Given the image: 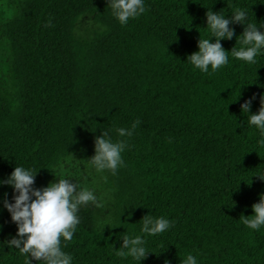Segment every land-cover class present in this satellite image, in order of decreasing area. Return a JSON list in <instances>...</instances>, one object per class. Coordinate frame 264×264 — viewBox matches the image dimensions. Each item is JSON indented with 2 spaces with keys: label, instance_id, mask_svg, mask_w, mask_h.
Wrapping results in <instances>:
<instances>
[{
  "label": "trees",
  "instance_id": "16d2710c",
  "mask_svg": "<svg viewBox=\"0 0 264 264\" xmlns=\"http://www.w3.org/2000/svg\"><path fill=\"white\" fill-rule=\"evenodd\" d=\"M144 6L121 26L106 0H0V179L17 165L31 167L35 188L67 178L103 200L81 207L72 239L61 238L72 264H137L116 252L121 236L139 234L146 214L171 227L144 237L150 252L139 264H180L187 254L198 264H264V227L241 223L264 193L254 175L264 168V145L240 112L253 94L249 113L260 107L264 54L245 64L228 52L212 74L185 60L207 34L208 9L230 16L242 7L261 31L264 0ZM230 27L233 38L220 41L225 51L239 47L243 31ZM134 121L131 137L117 136L115 128ZM101 132L127 142L115 175L85 171ZM5 192L11 203L8 185L0 200ZM15 234L0 203V264H24L2 243Z\"/></svg>",
  "mask_w": 264,
  "mask_h": 264
},
{
  "label": "clouds",
  "instance_id": "9594fccd",
  "mask_svg": "<svg viewBox=\"0 0 264 264\" xmlns=\"http://www.w3.org/2000/svg\"><path fill=\"white\" fill-rule=\"evenodd\" d=\"M106 5L121 26L145 11L144 0H106ZM230 13V16H225L209 9L206 11L207 34L205 38L199 36L198 50L185 58L192 68L212 74L227 64L228 52L245 64H255L257 57L264 54V30H257L258 22L249 20L247 10L242 7L233 8ZM232 24L243 26V31L235 37V45L239 47L233 46L230 51H225L220 41L233 38ZM259 28L264 29V22H259ZM252 99H255V94L240 104V112L247 114L248 126L258 131L256 143L264 145V95H261L260 107L254 114L249 113ZM136 125L134 121L129 128L117 127L115 132L118 137H131ZM126 144L125 140L113 142L108 132H101L94 137V154L85 162V171H106L115 175L118 167H123L121 153ZM37 170L17 165L4 179H0V186L8 185L12 189V202L9 203L5 192L0 203L16 225L15 236L2 243L18 250L25 258L24 264H31L32 261L35 264H72L71 254L62 250L61 238L64 242L72 239L80 223L78 211L81 207L90 203L99 208L103 200L98 199L93 189H78L77 184L67 178L35 188L33 184ZM254 175L264 182V168H258ZM258 196V202L251 205L250 218L241 217V223L251 230L264 227V193ZM141 220L139 234L121 236V250L116 252L117 256H124L126 250L127 256L137 264L150 252L145 249L144 237L157 236L171 227L170 220L165 217L146 214ZM163 264L170 262L165 258ZM180 264H198V261L194 255L187 254Z\"/></svg>",
  "mask_w": 264,
  "mask_h": 264
},
{
  "label": "rangeland",
  "instance_id": "374dc122",
  "mask_svg": "<svg viewBox=\"0 0 264 264\" xmlns=\"http://www.w3.org/2000/svg\"><path fill=\"white\" fill-rule=\"evenodd\" d=\"M87 24L86 20H84L82 23H81V27L85 26Z\"/></svg>",
  "mask_w": 264,
  "mask_h": 264
}]
</instances>
